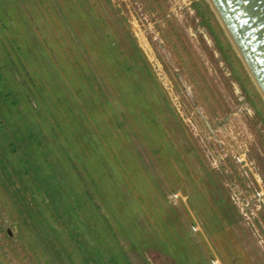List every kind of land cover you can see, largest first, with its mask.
<instances>
[{
    "label": "rangeland",
    "instance_id": "obj_1",
    "mask_svg": "<svg viewBox=\"0 0 264 264\" xmlns=\"http://www.w3.org/2000/svg\"><path fill=\"white\" fill-rule=\"evenodd\" d=\"M217 260L264 264V100L207 1L0 0V264Z\"/></svg>",
    "mask_w": 264,
    "mask_h": 264
},
{
    "label": "water",
    "instance_id": "obj_2",
    "mask_svg": "<svg viewBox=\"0 0 264 264\" xmlns=\"http://www.w3.org/2000/svg\"><path fill=\"white\" fill-rule=\"evenodd\" d=\"M264 93V0H211Z\"/></svg>",
    "mask_w": 264,
    "mask_h": 264
},
{
    "label": "bare ground",
    "instance_id": "obj_3",
    "mask_svg": "<svg viewBox=\"0 0 264 264\" xmlns=\"http://www.w3.org/2000/svg\"><path fill=\"white\" fill-rule=\"evenodd\" d=\"M206 1H207V3L209 4V6H210L212 12L214 13V15H215V17H216V19H217L219 25L221 26V28H222L224 34H225L226 37L228 38V40H229V42H230V44H231L233 50L235 51V53H236V54L238 55V57L240 58V60H241V62H242V64H243V66L245 67V69H246V71H247L249 77H250L251 80L253 81V83H254V85L256 86L258 92L260 93V95L262 96V98H263V100H264V93H263L262 89H261L260 86L258 85L256 79L254 78V75L252 74V72H251L250 69L248 68V65L246 64V62H245V60H244L242 54L240 53V51H239L237 45H236L235 42L233 41V39H232L231 35L229 34L228 30L226 29V27H225V25H224V23H223V21H222L220 15L218 14V11H217L216 8L214 7V5H213V3L211 2V0H206Z\"/></svg>",
    "mask_w": 264,
    "mask_h": 264
},
{
    "label": "built area",
    "instance_id": "obj_4",
    "mask_svg": "<svg viewBox=\"0 0 264 264\" xmlns=\"http://www.w3.org/2000/svg\"><path fill=\"white\" fill-rule=\"evenodd\" d=\"M198 230H199V229H198ZM218 263H219V261H218V260L214 262V264H218Z\"/></svg>",
    "mask_w": 264,
    "mask_h": 264
}]
</instances>
